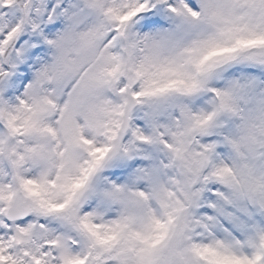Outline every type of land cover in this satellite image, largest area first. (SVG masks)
<instances>
[{"label":"clouds","instance_id":"clouds-1","mask_svg":"<svg viewBox=\"0 0 264 264\" xmlns=\"http://www.w3.org/2000/svg\"><path fill=\"white\" fill-rule=\"evenodd\" d=\"M27 2L30 16L24 15L20 8L25 0H18L13 8L7 9V19L21 28L29 43L17 48L15 40L0 30V36L5 37L0 39V113H3L0 115V141H4L3 150H0V193L4 196L0 198V222L8 221L18 206H25L34 210L25 224L35 222L46 227L35 228L25 243L14 244L13 254L19 255L24 264H33V257L43 264H63L61 257L65 249L79 256L87 253L84 235L62 219L71 215L70 198L76 191L74 181L82 178V173L78 167L61 168L56 140L49 134L40 135L33 130V125L36 128L51 126L60 132L61 122L69 116L78 125L79 135L91 142L74 144L70 150L71 159L83 166L84 161L91 159L89 149L100 147L106 150L104 155L110 160L91 178V184L99 187L107 186L108 181L131 184L141 175L139 170H147L151 173V183L142 181L139 186L148 192L152 184L160 187L170 206L185 209L183 216L188 220L191 239L210 241L212 237L196 224V220L202 219L207 202L219 199L217 193L233 195V189L214 178L206 182L205 178L210 177L212 163L223 160L231 164L234 157L227 148L221 147L212 163L200 168L198 154L208 140L199 134L189 137L182 150L176 151L178 143L173 134L183 131L184 126L179 106L198 110L207 107L211 97L207 94L196 99L183 97L173 90L182 85L170 84L182 78L178 73L192 70L190 59L204 54L202 49L192 45V41L207 32V27H193L164 7L157 9L147 26L141 22L143 18L128 21V26L112 18L109 9H119L123 16L136 0ZM171 3L178 4V0H171ZM193 3L199 11L200 0H193ZM48 15H54L58 21L54 27L48 28ZM33 24L44 25L48 29L47 38L55 41L54 44L40 41L44 47L39 58L29 55L31 44L35 43L32 38L38 35ZM121 28L123 34L118 30ZM145 33L167 34L170 42L155 54L143 43L129 50V43ZM177 45L191 50L180 51ZM21 49L23 56L18 57ZM21 59L30 61L26 69L28 76H23L19 69ZM45 68L52 79L38 82L37 73ZM241 73L254 74L264 81V70L238 65L224 73L223 79L213 81V85L222 87L227 78ZM166 85L169 86L165 90L167 94H161L160 89ZM137 92L144 94L136 97L134 93ZM8 114L16 117L12 123L20 131L15 134L9 128ZM240 123L237 118L231 121V126ZM141 135L147 137V141L141 140ZM63 138L60 132V139ZM38 145L47 146V160L26 157L19 166L12 163L17 159L13 150L25 154L27 147ZM95 155L99 157L101 153ZM258 172L264 173V166ZM42 173H47L46 180H41ZM25 181L34 182L25 185ZM195 193L199 195L194 196ZM244 203L251 209L254 220L264 222V212L247 200ZM96 207L95 200H87L80 208V215ZM151 207L157 212L161 210L156 199L151 200ZM117 213L118 206L106 208L105 219ZM11 226L13 232L5 228L0 238L7 241L15 234V221ZM212 231L217 236L223 235L219 227ZM57 237L64 247L50 245ZM25 251L28 256L23 255ZM73 264H84V261L77 259Z\"/></svg>","mask_w":264,"mask_h":264},{"label":"snow or ice","instance_id":"snow-or-ice-1","mask_svg":"<svg viewBox=\"0 0 264 264\" xmlns=\"http://www.w3.org/2000/svg\"><path fill=\"white\" fill-rule=\"evenodd\" d=\"M17 2L0 0V30L15 40L17 48H21L22 43L28 44L29 41L21 28L7 19V9L13 8ZM161 7L193 27L204 25L208 29L192 41V45L202 49L204 54L190 59L192 70L178 73L182 78L170 82L171 85H182L173 89L180 96L196 99L207 94L211 97L207 107L198 110L187 105L179 106L184 126L183 131L173 134L178 143L176 151H181L187 139L196 134L207 138L208 142L201 146L203 151L198 154L199 167L202 168L212 163L221 147L227 148L233 154V162L228 164L220 160L212 163L213 170L205 181L214 178L233 189V195L217 193L218 200L207 202L203 217L196 220V224L212 239L208 242L192 240L188 235V220L183 216L185 209L170 206L163 190L155 184H152L151 192L139 186L142 181L151 183V173L147 170H139L141 175L131 184L108 181L107 186H94L91 178L110 162L104 155L106 150L102 151L100 147L89 149L91 159L84 161L83 166L77 165L70 156L72 146L80 141L86 145L91 142L79 135V127L71 116L61 122L63 140L57 129L33 125L38 134H49L56 140V155L61 160V168L66 165L78 167L82 173V178L77 177L74 181L76 191L70 198L71 215L62 219L84 235L87 253L79 256L65 249L61 257L63 264H73L77 259H82L84 264H89V261L92 264H264V222L254 220L251 209L244 203L247 200L264 212V173L258 172L264 166V87L261 86L264 81L254 74L241 73L227 78L222 87L213 85V81L223 79L224 73L233 66L246 65L264 70V0H200L199 11L195 10L193 0L186 3L178 0V4L171 3V0H136L129 5L126 15L121 16L119 9H109V12L113 19L124 22L125 26H128V21L139 18H143L141 22L147 26ZM20 8L24 15H31L27 0ZM57 23L54 15L47 16L48 28ZM32 28L38 35L32 38L35 43L31 44L29 55L39 58L44 43L54 44L55 41L47 38L45 33L48 29L44 25L33 24ZM118 30L123 34V28ZM169 42L167 34L145 33L132 40L128 49H135L137 44L143 43L151 54H155L164 50ZM177 48L180 51L191 50L180 45ZM17 56H23V49ZM28 63L30 61L21 59L20 71L26 70ZM45 79H52L46 68L37 73L38 82ZM168 87L160 89L161 94H167L165 90ZM143 94L134 93L136 97ZM8 115L9 128L15 134L20 131L12 123L16 117ZM237 118L241 123L232 127L231 121ZM140 139L147 141L148 138L141 135ZM3 145L4 141H0V150H3ZM127 151L125 149L126 154ZM97 152L101 156H96ZM12 154L17 156L12 161L16 166L22 164L26 157L49 158L45 145L27 147L25 154L13 150ZM46 179L47 173H42L41 180ZM32 182L25 181V185ZM193 195L198 196L199 193ZM0 198H4L2 193ZM152 199L157 200L159 212L151 207ZM87 200H95L97 207L80 215V208ZM111 206H118V213L105 219V209ZM32 211L18 206L8 221L0 222V232L5 228L13 232L11 222L15 221V234L7 241L0 238V264H24L19 255L13 254L14 244L25 243L35 228L46 227L35 222L25 224V219H31L29 213ZM74 219L76 223H73ZM217 227L222 236L212 231ZM50 245L64 247L59 237ZM23 255L28 256L29 253L25 251ZM33 264L43 262L33 257Z\"/></svg>","mask_w":264,"mask_h":264},{"label":"rangeland","instance_id":"rangeland-1","mask_svg":"<svg viewBox=\"0 0 264 264\" xmlns=\"http://www.w3.org/2000/svg\"><path fill=\"white\" fill-rule=\"evenodd\" d=\"M22 75H23V76H28L29 73H28L26 70H24V71H22Z\"/></svg>","mask_w":264,"mask_h":264}]
</instances>
